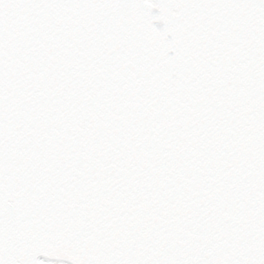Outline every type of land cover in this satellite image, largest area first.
<instances>
[{
	"label": "snow or ice",
	"instance_id": "6c2138e0",
	"mask_svg": "<svg viewBox=\"0 0 264 264\" xmlns=\"http://www.w3.org/2000/svg\"><path fill=\"white\" fill-rule=\"evenodd\" d=\"M0 264H264V0H0Z\"/></svg>",
	"mask_w": 264,
	"mask_h": 264
}]
</instances>
